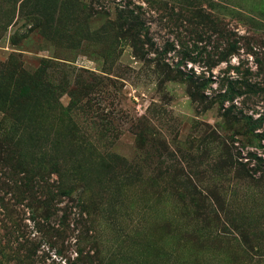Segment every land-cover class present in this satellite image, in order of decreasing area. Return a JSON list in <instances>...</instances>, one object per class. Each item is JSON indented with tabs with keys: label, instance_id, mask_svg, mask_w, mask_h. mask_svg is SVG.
Masks as SVG:
<instances>
[{
	"label": "rangeland",
	"instance_id": "obj_1",
	"mask_svg": "<svg viewBox=\"0 0 264 264\" xmlns=\"http://www.w3.org/2000/svg\"><path fill=\"white\" fill-rule=\"evenodd\" d=\"M0 264H264V0H0Z\"/></svg>",
	"mask_w": 264,
	"mask_h": 264
},
{
	"label": "trees",
	"instance_id": "obj_2",
	"mask_svg": "<svg viewBox=\"0 0 264 264\" xmlns=\"http://www.w3.org/2000/svg\"><path fill=\"white\" fill-rule=\"evenodd\" d=\"M17 156H15V154L9 150H7L6 148H4L3 150H1V155H0V162L2 163H14L17 162Z\"/></svg>",
	"mask_w": 264,
	"mask_h": 264
}]
</instances>
